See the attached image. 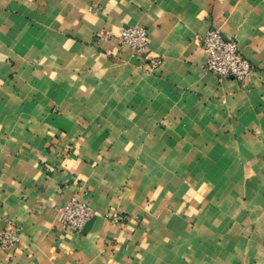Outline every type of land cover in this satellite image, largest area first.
<instances>
[{
	"label": "crops",
	"instance_id": "1",
	"mask_svg": "<svg viewBox=\"0 0 264 264\" xmlns=\"http://www.w3.org/2000/svg\"><path fill=\"white\" fill-rule=\"evenodd\" d=\"M210 27L244 81L204 68ZM72 197L80 230L60 222ZM7 221L0 264H264V0H0Z\"/></svg>",
	"mask_w": 264,
	"mask_h": 264
},
{
	"label": "built area",
	"instance_id": "2",
	"mask_svg": "<svg viewBox=\"0 0 264 264\" xmlns=\"http://www.w3.org/2000/svg\"><path fill=\"white\" fill-rule=\"evenodd\" d=\"M121 44L126 45L133 53L146 56L147 31L138 24H127L118 34ZM202 46L206 57L204 68L218 77H232L237 81H244L252 70L250 62L242 56L236 42L231 37L224 36L215 27L208 28L201 36ZM151 65L159 62L158 58H152ZM60 222L63 227L80 230L84 223L92 216V208L84 201L70 198L62 206L58 207ZM18 240L17 229L7 221L0 228V247L7 249Z\"/></svg>",
	"mask_w": 264,
	"mask_h": 264
}]
</instances>
